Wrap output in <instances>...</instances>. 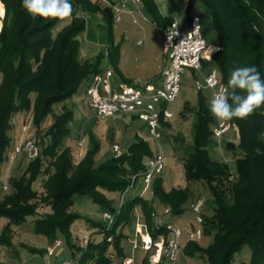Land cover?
I'll return each mask as SVG.
<instances>
[{"label":"trees","instance_id":"obj_1","mask_svg":"<svg viewBox=\"0 0 264 264\" xmlns=\"http://www.w3.org/2000/svg\"><path fill=\"white\" fill-rule=\"evenodd\" d=\"M0 1L6 10L0 31V169L16 146L12 137L16 115H29L41 132L52 114L45 133L38 139L35 137L39 155L34 158L27 153L16 155L28 156L30 160L19 176L10 177L7 185L11 191L0 197V218L7 221L0 230V246L12 245L8 235L12 225H22L29 218L35 222V231L47 238V246L57 239L62 240V236L71 246H77L72 225L84 220L93 232L87 235V243L82 238L85 247L80 245L79 255L74 252L70 260L77 264H124L128 256L122 245L124 228L134 216L135 208L141 207L143 219L154 238L167 234V222L161 228L154 225L153 203L143 195L138 193L130 198L126 195L124 202L120 201L133 178L140 179L147 169L148 159L155 154L150 144L139 138L120 156L99 161L100 143L90 131L89 150L76 162L69 145L73 109L65 108L83 85L87 88L92 77L104 70L107 61L116 65L119 62L121 45L115 43L112 30L115 22L112 5L118 0H107L111 5L104 0H70L71 20L57 31L63 20L33 18L22 7V0ZM143 1L156 15L161 30L175 20L163 15L160 18L155 0ZM196 1L191 0L190 8ZM200 1L210 11L222 48L213 59L222 81L227 84L236 68L253 65L264 78V0ZM86 14L99 16L111 30L110 44L89 57L82 56V34L89 21ZM56 104H62L65 109L59 111L58 106L56 110ZM186 113L195 121L193 144L183 159L185 175L188 180L207 185L214 197L215 209L209 217L203 208L204 227L214 232L211 244L202 247L198 241H188L184 253L203 256L211 264H231L235 255L249 246L251 260L243 264H264V141L260 139L264 134V106L247 118L231 120L239 127L238 141L227 140V149L237 160L236 173H232L225 162L210 155L215 118L202 93L197 107L185 106L184 115ZM162 124L170 126L169 120H162ZM176 141L182 143L183 140L177 137ZM258 147L260 154L256 152ZM38 180L39 188L35 186ZM114 193L119 195L118 200L112 197ZM153 197L169 207L172 215H181L188 194L181 189L166 191L162 176H158L154 180ZM77 198H87L99 205V219L75 210ZM104 212L112 215V223L102 217ZM47 246L32 250L47 253ZM145 262L149 263L147 258Z\"/></svg>","mask_w":264,"mask_h":264},{"label":"rangeland","instance_id":"obj_2","mask_svg":"<svg viewBox=\"0 0 264 264\" xmlns=\"http://www.w3.org/2000/svg\"><path fill=\"white\" fill-rule=\"evenodd\" d=\"M119 1V0H118ZM1 3L4 6V13H1ZM191 0H155V7L161 16L173 17L181 28H185L191 16L198 15L201 18L202 35L209 44H219L218 34L215 31L210 16L208 7L200 0L196 1L194 6L190 8ZM142 13L138 12V8L133 4L124 9L121 13L122 20L113 23V37L116 44H120L119 62L116 65L112 61H107L105 67L112 69V81H127L139 79L141 81H157L163 67L166 65V55L163 50V34L157 22L156 15L146 8L145 2L142 0L140 3ZM129 10H134L132 14ZM5 5L0 1V31L3 26L5 17ZM82 14L81 10L78 12ZM157 14V13H156ZM89 18L87 29L82 34V56H94L100 52L105 46L110 44V27L101 18L95 14H86ZM146 17V18H145ZM71 16L63 19V21L56 28V31L68 24ZM217 69L220 76V69L216 62L203 61V69L201 71H194L187 69L183 74L181 91L175 101L169 104V108L173 111L174 116L169 119L170 126H163L161 128L162 138L157 140L150 133L147 124L138 118L135 119L132 115L118 114L105 119L98 118L95 113L89 108L88 103L85 101L86 85H83L79 91L70 98L65 108L68 106L73 109L72 133L70 135L69 145L75 155V161L79 162L83 158L90 147L91 134L97 138L100 143V152L97 159L103 161L113 155V145L119 144L122 151H127L130 146L135 143L139 138L144 139L150 144L151 151L154 154L163 153L166 158L165 171L162 175L163 186L166 191L173 189H181L187 192L188 198L182 205L184 212L181 215H165V208L157 199L153 197V185L143 195L146 199L153 203V212L157 207L160 213V219H165L166 222H171L184 230L182 237L183 244L188 242V233L198 228L195 215L191 211L192 203L199 199H204L206 205L204 213L212 217L215 209L214 197L209 191L207 185L202 181L188 180L184 167L183 159L187 156L190 147L193 144V130H194V117L191 114L184 115L185 106L190 104L197 107L201 93L205 97L206 105L210 106L211 98L214 94L212 88H204L202 92L196 88V81L200 80L205 83L206 76L213 70ZM1 78V75H0ZM133 82V81H131ZM56 104V110L65 109L62 104ZM25 119H27V129L23 128ZM52 120V114L48 116L43 125L41 132L33 125L29 119L22 113H18L15 117V130L12 132L13 139H16V145L21 139L35 140L42 136L48 125ZM219 121L214 119L213 127L218 126ZM238 127V126H237ZM38 132V133H37ZM80 135L85 139L82 146L78 145ZM177 137L182 138V143L176 141ZM238 130L232 129L222 137H213L209 145L210 155L220 162H225L232 173L237 172V160L234 154L227 149V140L238 141ZM13 151V150H12ZM10 151V159L4 163L0 169V178L2 184L0 185V197L5 193H9L11 188L5 189V184H8L10 177L13 175H20L21 171L28 164V156H15ZM21 154V153H20ZM120 156V155H119ZM30 157V156H29ZM31 158V157H30ZM9 185V184H8ZM39 180L35 186L39 188ZM145 183L140 178L137 180L135 186L131 188L127 197H133L141 193ZM112 197L115 200L119 199V195L114 193ZM122 201V196L120 197ZM74 209L91 216L92 218L99 219L101 208L99 205L93 203L87 198H77L74 204ZM142 211L141 207L137 208ZM152 212V214H153ZM129 222L124 228V239L122 245L126 253L134 258V264H150V253H146L142 248L133 249V244L137 240L135 233V211ZM103 217V216H102ZM153 218V215H152ZM29 218L27 222L22 225H12V230L8 233L12 239V245L0 246V263L1 264H61L64 260H70L74 256L79 255V246L85 247L82 241L83 236L90 235L93 228L88 227L84 220H77L72 225L73 239L77 246H71L67 240L62 236V245L57 249L53 256L43 252H36L34 248H45L48 244L47 238L38 234L34 225L35 222ZM7 221L0 218V230L3 228ZM154 225L156 222L153 218ZM204 236L198 241L202 247H208L214 237V232H209L203 227ZM1 232V231H0ZM23 243L25 245H23ZM50 245V244H49ZM48 247V246H47ZM184 249V247H183ZM180 252L178 261L175 264H211V262L198 255H188L184 251ZM81 255V254H80ZM109 255V253H108ZM252 251L249 246H244L242 251L237 253L231 264H243L250 262ZM145 258L149 263L145 262ZM89 264H93L90 262ZM165 264H169L165 261Z\"/></svg>","mask_w":264,"mask_h":264},{"label":"built area","instance_id":"obj_3","mask_svg":"<svg viewBox=\"0 0 264 264\" xmlns=\"http://www.w3.org/2000/svg\"><path fill=\"white\" fill-rule=\"evenodd\" d=\"M108 4L107 0H104ZM142 0H119L114 3L113 10L115 21L122 20L121 13L127 8L129 3L136 5ZM111 5V4H110ZM141 13L140 9L138 11ZM146 18V17H145ZM198 26V27H197ZM176 32V35L173 36ZM163 34V50L166 55V65L163 67L160 78L155 82L150 81H112L114 76L112 69L105 67L101 73L92 77L87 88L85 101L89 108L98 118L105 119L118 114L132 115L139 120L145 122L149 128V133L157 140L162 138L161 128L162 120L167 121L174 116L173 111L169 108V104L178 97L183 74L187 69L201 71L203 69V61H212L214 55L221 51L219 44H209L202 35L201 18L198 15L191 16L188 25L181 28L176 20L167 24L162 29ZM168 35L173 36L172 40H168ZM211 50V51H210ZM211 57V59H209ZM196 88L202 91L204 88H212L214 93H218L222 86L227 84L222 81L217 69H213L205 78L203 84L200 80L196 82ZM23 128L27 129V121L24 122ZM238 130V127L231 120L219 122L218 126L213 128L216 137H222L230 130ZM85 139L80 135L78 145L82 146ZM114 152L119 156L123 153L119 144L113 145ZM39 147L34 139H23L14 147L13 155L27 153L31 158L39 155ZM166 158L163 153H157L148 159L147 169L142 172L140 178L145 183V187L141 191L144 195L146 191L152 187L154 180L158 176H162L165 171ZM137 177L133 178L132 185L122 195V201L129 190L135 186ZM5 189L8 185L5 184ZM206 204L204 199L192 203L191 211L195 215L198 228L188 233V241H200L204 236V215L203 208ZM138 208V207H137ZM135 208V233L137 240L133 244V249L142 248L146 253H150V264H161L168 261L169 264H175L178 261L180 252L184 244L182 237L184 230L171 222L166 223L167 234H159L157 238L152 235L148 223L143 219L144 214ZM165 215H171V209L165 208ZM153 218L156 227L161 228L166 222L160 219L158 208L153 212ZM103 217L110 219L113 217L110 213L104 212ZM85 243L89 241V236L84 235ZM62 240L57 239L47 247V254L53 255L62 245ZM61 264H77L72 260H64ZM124 264H134V258L127 256Z\"/></svg>","mask_w":264,"mask_h":264},{"label":"clouds","instance_id":"obj_4","mask_svg":"<svg viewBox=\"0 0 264 264\" xmlns=\"http://www.w3.org/2000/svg\"><path fill=\"white\" fill-rule=\"evenodd\" d=\"M22 7L33 18L63 20L73 12L70 0H22ZM175 35L176 32L173 36ZM173 36L168 35V40L171 41ZM262 106H264V78L253 65L239 67L231 72L227 85L213 94L209 110L217 121L225 122L233 118H247ZM260 139L264 141V134ZM256 152L260 154L261 149L256 148Z\"/></svg>","mask_w":264,"mask_h":264},{"label":"crops","instance_id":"obj_5","mask_svg":"<svg viewBox=\"0 0 264 264\" xmlns=\"http://www.w3.org/2000/svg\"><path fill=\"white\" fill-rule=\"evenodd\" d=\"M93 1H96V0H93ZM130 4V3H129ZM129 4L127 5V7L129 6ZM131 4H133L135 7H137L138 8V11H139V9H140V4H138V5H136V4H134V3H131ZM132 14H134V10H129ZM140 11H141V9H140ZM141 13H142V11H141ZM139 79H135V80H127V81H124V82H131V81H138ZM18 138V135L16 136V139ZM16 139H15V142H16ZM57 251V250H56ZM55 254V253H54ZM53 254V255H54ZM53 255H51V256H53ZM128 255V254H127ZM129 256V255H128Z\"/></svg>","mask_w":264,"mask_h":264},{"label":"bare ground","instance_id":"obj_6","mask_svg":"<svg viewBox=\"0 0 264 264\" xmlns=\"http://www.w3.org/2000/svg\"><path fill=\"white\" fill-rule=\"evenodd\" d=\"M1 13H4V6L2 3H1Z\"/></svg>","mask_w":264,"mask_h":264}]
</instances>
